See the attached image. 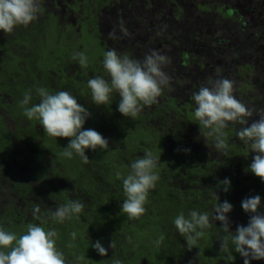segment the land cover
I'll use <instances>...</instances> for the list:
<instances>
[{
	"label": "trees",
	"instance_id": "obj_1",
	"mask_svg": "<svg viewBox=\"0 0 264 264\" xmlns=\"http://www.w3.org/2000/svg\"><path fill=\"white\" fill-rule=\"evenodd\" d=\"M223 1L215 11L226 20L221 22L214 17L222 34L208 42L212 54L207 56L216 64L212 56H220L222 51L217 46L229 43L231 52L227 51L226 56H235L230 67L237 71L233 74L234 84L240 89L252 87L253 82L258 85L252 78L243 83L238 80L243 69L234 63L238 62L237 56H249L251 62H245V72L250 74L251 69L260 70L259 65L264 64V0ZM58 25L56 30L50 19L35 20L7 37L0 36V227L19 237L28 224H41L32 215L38 204L44 218L41 226L46 231H57L56 248L63 253L66 264H112L113 259L122 264H244L231 238L237 225L248 223L249 215L241 207L245 197L260 195V210L264 212V182L245 171L255 153L249 152L236 137L241 125L229 123L224 130L226 150H216L214 138L201 135L206 130L200 132L194 119L196 105L192 94L214 78L208 76L206 84L200 82L203 74L193 67L190 56L169 54L164 71L174 86L164 88L157 101L145 106L136 117H125L118 111V93L110 95L107 105L92 101L88 80L101 74L110 80L103 68V57H97L87 70L88 64L84 72L78 60L72 59L83 45L78 43L75 48L76 35ZM200 25L199 21L190 24ZM205 26L203 23L202 30ZM47 41L51 44L45 50L43 45ZM185 62L193 77L184 76ZM185 80L189 87L179 94L186 101L173 94V90L180 92L185 87ZM40 87L50 93H71L91 113L83 129L99 132L108 140L107 148L86 149V164L74 151L71 158L63 156L71 138L49 136L39 120H29L24 115L20 103L24 94L30 93L32 97L27 107L38 104L36 89ZM247 100L253 103L250 97ZM145 151L160 156L161 162L155 169L160 179L149 190L145 213L138 219H129L121 212L125 196L122 179L117 178L116 172L126 176L130 164ZM225 178L231 181L227 192L222 185L217 187ZM213 190L218 192L219 202L227 200L233 205L227 214L229 231L223 230L220 221L212 220L197 244L188 249L174 218L181 212L187 217L191 210L208 212L211 217L213 206L218 203L210 195ZM77 199L85 205L80 214L63 223L47 218L59 205ZM72 233L76 234L75 239ZM161 235L164 240L158 245L156 241ZM224 237L229 239L227 251L220 250ZM97 240L108 250L107 256H101L92 247ZM112 240L116 242L114 249L109 247ZM250 264H264V259L252 260Z\"/></svg>",
	"mask_w": 264,
	"mask_h": 264
},
{
	"label": "clouds",
	"instance_id": "obj_2",
	"mask_svg": "<svg viewBox=\"0 0 264 264\" xmlns=\"http://www.w3.org/2000/svg\"><path fill=\"white\" fill-rule=\"evenodd\" d=\"M41 12L40 0H0V30L11 33L17 26L27 27L38 19ZM112 36V33H109ZM73 60H78L82 68L88 66V58L83 52H74ZM103 68L108 73L110 80L102 75H97L88 80L92 101L96 105H107L110 95L115 92L120 96L118 111L125 117H136L145 106H151L157 101L162 91L170 83V76L164 71L169 63V58L156 50L146 53L143 59L132 58L127 54H119L115 49L104 53ZM40 102L27 107L31 94L25 93L20 102L24 106V115L29 119H37L43 126L45 133L52 137L71 138L64 148L63 156L71 158L73 151L78 154L83 163H88L86 149L96 150L107 148L108 140L94 129H83V125L91 113L87 108L77 102V99L67 91L50 93L46 88L36 89ZM195 102L194 119L198 122L204 137H213V147L216 150H226L225 129L229 123L239 124L236 137L247 147L249 152L255 153L252 162L245 171H250L264 182V113L257 112L259 119L249 124L253 117V109L249 108L234 95V83L227 78L210 79L207 85H201L198 91L193 92ZM160 156H155L151 151L130 164V171L124 177L116 172L118 179H122L125 199L121 205V212L127 214L129 219H138L146 208L144 207L149 190L156 186L160 179L155 171ZM223 186V191L230 189L231 181L225 178L218 186ZM210 195L217 200L213 206V215L208 212L191 210L187 217L183 212L174 218V225L179 234L185 237L188 249L193 248L203 230L210 227V221H220L225 232L229 231L230 220L228 213L233 210V205L227 200L219 202L217 191ZM85 205L80 200H69L59 205L48 214V219L63 223L74 215L80 214ZM241 207L249 215L247 225H237L231 244L235 252L244 258V264L252 260L264 259V212L261 209V196L245 197ZM35 219L41 224H28L24 234L17 237L15 233L7 232L0 227V264H66L64 255L56 248L55 229L45 230L44 218L41 216L40 206L37 204L32 209ZM76 234L72 233L73 239ZM131 243V237L128 238ZM164 240L161 235L156 243L159 245ZM220 250L227 251L228 237L220 241ZM92 247L101 255L107 256L108 250L97 240ZM109 247H116L112 240ZM3 249H8L5 251ZM77 260L83 257H77ZM112 264H122L119 259H113Z\"/></svg>",
	"mask_w": 264,
	"mask_h": 264
},
{
	"label": "flooded vegetation",
	"instance_id": "obj_3",
	"mask_svg": "<svg viewBox=\"0 0 264 264\" xmlns=\"http://www.w3.org/2000/svg\"><path fill=\"white\" fill-rule=\"evenodd\" d=\"M73 1L75 0H68L71 4H73ZM132 1L115 0L111 2V4H113L112 6L103 4L104 8L99 11L97 16L95 11V16H93L91 20L83 21L79 17L81 14L76 10V8L78 9L79 7L74 5L68 6L63 3L62 0H40V14L46 17L45 14L47 13L48 19L52 16L56 17L57 23L59 20L65 19L67 24H72L71 26L75 27V31L72 29L70 30L74 31L78 39L79 36L82 35L84 24H87V27L90 28L89 31H92L93 35L98 39V43H100V45H98L101 47L106 45V49L108 50L110 49L111 42H113L111 37L109 38V33H112V37L116 39L115 41L118 44L122 42L123 46H130L134 50L135 55L142 56V58L146 53H150L152 50H156L165 56L169 54L173 56H192L189 52L196 50L198 44L201 46L199 48L200 50H196L200 51L198 55H203V52H206V56L203 57L209 58L207 55L212 54L210 51L211 45H209L210 43L208 42L213 39L206 36L199 37L197 34V31L202 30L201 26L205 18L200 17L198 20H192L193 22H201L200 26H187L181 28V22H178L179 18L184 15L183 3L187 0ZM188 2L194 6L193 8L196 9L195 11L197 12L204 11L203 9L210 10L204 7L205 4L202 1L188 0ZM139 8H142V12L140 13L142 16L141 18L137 14ZM212 11L216 13L215 10ZM76 13H79V16ZM204 15L207 14L205 13ZM43 16H41V18H43ZM129 18L132 19L131 22L128 20ZM162 27H165V29H162ZM21 28L23 27L17 26L12 33L16 30L19 31ZM12 33H4L3 30H0V36L3 38ZM165 42L170 44V50L164 51L163 44ZM160 45H163L162 49L158 50ZM240 58L244 59V56H240ZM259 58L263 60L262 56H259ZM227 71L232 74L237 72L233 68H229ZM251 74L257 75L258 72H252ZM238 76H242L241 72ZM247 76H250V73H247ZM186 77H189V75ZM234 93L237 99L241 101L245 98L241 95V91H235ZM4 189L6 191L8 187H4ZM7 192L10 193V190L8 189Z\"/></svg>",
	"mask_w": 264,
	"mask_h": 264
},
{
	"label": "rangeland",
	"instance_id": "obj_4",
	"mask_svg": "<svg viewBox=\"0 0 264 264\" xmlns=\"http://www.w3.org/2000/svg\"><path fill=\"white\" fill-rule=\"evenodd\" d=\"M114 2L115 0H75L73 1V4H71L70 2H68V0H62L63 3L67 4L68 6L70 5H74L76 7H79L78 9L76 8V10H78V12L81 14V16H79V13H76L80 19H82L83 21L85 20H91L93 18V16H95V11H96V16L99 14V11L104 8L103 4H107L109 6H112L113 4H111V2ZM132 1V0H130ZM198 1H202L204 2L205 5H209V9L210 10H206L203 9L204 11L201 12H197L195 11L196 9H194L193 5H191L188 0L186 2L183 3V13L184 15L181 16V18H179L178 22H181V28L183 27H187L190 26V22H192V20H198L200 17L205 18L204 20V24H206L207 26H205L203 28V30L201 31H197V34L199 37H209V38H214L217 39L221 36L222 34V28L220 26V24L218 22H216L214 20V17L219 18V20L221 22L225 21V18H222L221 16H218L217 12L216 14L214 13V11L217 7L220 8V6L224 1L223 0H198ZM133 2V1H132ZM131 2V3H132ZM136 2V1H135ZM137 3V2H136ZM142 12V8H139L137 11V14L139 15V17L141 18V13ZM131 13V12H130ZM129 13V14H130ZM207 15H204V14ZM46 17H44L43 15L39 14L38 16V21H41V19L43 20H47V22H49V19L47 18V13L45 14ZM41 16H43V18H41ZM58 18V17H57ZM50 20H52L53 22V27L57 30V28H59L58 23L62 26V29L65 30V28H68L69 31L73 32L75 31V27L71 26L70 24H67L66 20H59L57 23V19L56 17L52 16L50 17ZM130 22L132 19H128ZM186 21V22H184ZM70 25V26H69ZM68 26V27H66ZM52 27L53 30V39L56 40V31L54 30V28ZM74 31H72V30ZM89 27H87V24H84L83 29H82V35L79 36V39L74 40V46L76 48L77 44L79 43L80 45H83V49L80 48V50H78L77 52H83L87 58H88V68L87 70L91 67V65L93 63H95V60L97 57H104V53L108 50L106 49V45H103L104 47H101L98 45V39L93 35L92 31H89ZM162 29H165V27H162ZM75 34V33H74ZM107 37V36H106ZM110 38V36H109ZM111 39L113 40V42H111L110 45V49H115L118 53L121 54H127L132 58H136V59H143L142 56H136L134 53V50L130 47V46H123L122 42H119L120 44H118L112 36ZM52 40V39H51ZM50 41H47L44 45L43 48L45 50L48 49V47L50 46ZM164 45V46H163ZM163 45H160L158 50L162 49V46L164 48V51L170 50L171 46L168 42H165ZM210 45V44H209ZM201 46L198 44L197 45V49L196 50H200ZM217 48H220L221 54L220 56H214L213 54V58L216 61V64H214V62L209 59V58H204L203 55H198V52L196 50L190 51L189 53L193 56H190V58H192L191 64L193 65V67L199 71L202 72V78L199 77L200 82L205 83V77L211 76L214 79L216 78H227L231 81H233V74L230 73L229 71H226V69H229L231 67V64L235 58V56H226L227 51L231 52V47L229 45V43L224 42L223 46H217ZM237 60L238 62L234 63L235 65H239L244 71L242 76L238 78V80H240L242 83L245 82L246 79H254V81L258 84L256 85L253 82V86L252 87H248L245 89H240L239 85H235L234 84V92L235 91H241V95L244 96V102H246V105L253 109L254 115L253 117L250 118L249 123L251 124L252 121L259 119L258 115H255V113L257 112H261L264 113V64H262V66L259 65L260 71H258L257 68L254 67V69H251V72H258L257 75H251L247 76L246 71V65L245 62H251V59L249 58V56H245L244 59L240 58V56H237ZM185 67L182 68V72L184 73V76L186 77L187 75H191V70L189 68V65L187 62H185ZM86 68H83V71L86 72L87 71ZM102 75V74H101ZM198 78V77H197ZM187 80L189 78H186ZM185 80V87L183 89H180L181 91L178 92L177 90H173V94L177 95L176 98H181L182 96L179 93H183L184 91H187L188 89V81ZM194 82V81H193ZM234 83V82H233ZM206 84V83H205ZM174 86V82L170 79V83L168 85V87H172ZM166 88V87H165ZM235 95V93H234ZM250 97L251 99H253V103L252 101L247 100V98ZM260 97L259 100H257L256 98ZM183 100H185V98L182 97ZM186 101V100H185ZM184 101V103H185ZM243 102V103H244ZM182 105H184L183 103H180ZM257 105H259L258 107H256ZM185 108V107H183ZM185 109H183L182 112H186L184 111ZM6 202V200H4Z\"/></svg>",
	"mask_w": 264,
	"mask_h": 264
}]
</instances>
